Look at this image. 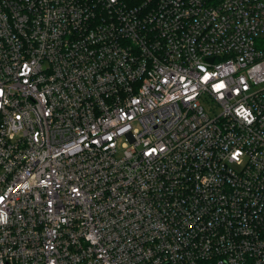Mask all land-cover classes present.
Returning a JSON list of instances; mask_svg holds the SVG:
<instances>
[{
    "label": "built area",
    "instance_id": "1",
    "mask_svg": "<svg viewBox=\"0 0 264 264\" xmlns=\"http://www.w3.org/2000/svg\"><path fill=\"white\" fill-rule=\"evenodd\" d=\"M0 264H264V0H0Z\"/></svg>",
    "mask_w": 264,
    "mask_h": 264
}]
</instances>
